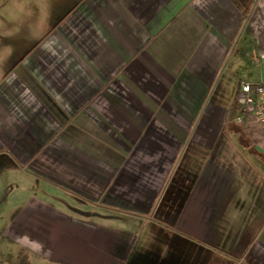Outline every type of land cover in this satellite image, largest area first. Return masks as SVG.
<instances>
[{
	"label": "crops",
	"instance_id": "0c3cea01",
	"mask_svg": "<svg viewBox=\"0 0 264 264\" xmlns=\"http://www.w3.org/2000/svg\"><path fill=\"white\" fill-rule=\"evenodd\" d=\"M252 2L25 0L0 81V264H119L135 244L137 264H264V132L235 118L239 82L264 80ZM62 197L134 244L94 247Z\"/></svg>",
	"mask_w": 264,
	"mask_h": 264
},
{
	"label": "rangeland",
	"instance_id": "374dc122",
	"mask_svg": "<svg viewBox=\"0 0 264 264\" xmlns=\"http://www.w3.org/2000/svg\"><path fill=\"white\" fill-rule=\"evenodd\" d=\"M20 36L23 37L17 44L14 38ZM23 52H25V0H0V81L15 66L20 64V57ZM62 204L66 214L88 220V228H93L92 232L97 241L94 247L102 245L105 249L109 248L110 252H114L117 250L118 244H132L134 242L133 235L112 225L111 222L113 221L109 219L111 216L99 211L96 206H89L68 197H62ZM128 220L132 222L131 219ZM131 224L134 225L133 222ZM108 243L111 245L109 246ZM133 247L132 252L138 255V244ZM134 258L127 260L126 264H137L134 261L138 258Z\"/></svg>",
	"mask_w": 264,
	"mask_h": 264
},
{
	"label": "built area",
	"instance_id": "2783aa9c",
	"mask_svg": "<svg viewBox=\"0 0 264 264\" xmlns=\"http://www.w3.org/2000/svg\"><path fill=\"white\" fill-rule=\"evenodd\" d=\"M236 120L264 132V80L240 81L236 91Z\"/></svg>",
	"mask_w": 264,
	"mask_h": 264
},
{
	"label": "trees",
	"instance_id": "16d2710c",
	"mask_svg": "<svg viewBox=\"0 0 264 264\" xmlns=\"http://www.w3.org/2000/svg\"><path fill=\"white\" fill-rule=\"evenodd\" d=\"M239 9L240 11L242 12L243 14V17H247L250 9H251V6L253 4L252 0H231ZM94 241H96V239H94ZM95 245V243H94ZM132 245V244H131ZM113 254L112 256L117 258L119 264H122L124 263V261H127V260H132V259H135L134 257H140V255H136L132 252V250H126L124 252V255L120 256L119 258L114 254V253H111ZM136 257V258H137Z\"/></svg>",
	"mask_w": 264,
	"mask_h": 264
}]
</instances>
